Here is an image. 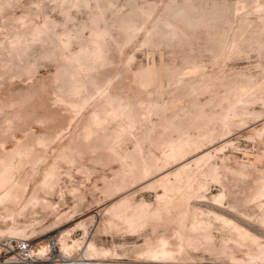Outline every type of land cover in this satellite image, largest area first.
<instances>
[{"label": "rangeland", "instance_id": "374dc122", "mask_svg": "<svg viewBox=\"0 0 264 264\" xmlns=\"http://www.w3.org/2000/svg\"><path fill=\"white\" fill-rule=\"evenodd\" d=\"M3 173L0 257L264 264V0H0Z\"/></svg>", "mask_w": 264, "mask_h": 264}, {"label": "bare ground", "instance_id": "6f19581e", "mask_svg": "<svg viewBox=\"0 0 264 264\" xmlns=\"http://www.w3.org/2000/svg\"><path fill=\"white\" fill-rule=\"evenodd\" d=\"M170 176V174H167L165 175L162 179H160L159 181L165 179V178H168ZM177 177V176H176ZM7 182V174L6 173H3L0 175V188H2ZM163 196L161 195H157L156 197V200L159 202L160 199L162 198ZM130 199H124L122 202H120L118 204V207L120 206V209L122 210V213L120 215L121 218H123L124 220H126L130 225H133L134 224V215L137 211V207L138 205L137 204H131L130 203ZM141 204H144V202H142ZM147 204V203H146ZM159 203H157V207H159ZM183 218H185V216H182ZM198 224H192L191 228L192 230H195L196 227H198V225H201L202 222H197ZM67 235H69L68 232H66ZM55 242V241H54ZM189 243V241H187ZM56 245H57V242H55ZM59 243H60V251L61 252H64L65 254H68L70 249L72 248L71 245H69V243L67 242V238L64 237V233L61 234V237L59 239ZM167 244L168 242L165 241V240H162V243H161V249L159 252H155L153 254V258H155V262H163L164 260L166 259H174L176 257L177 254H179V252H181L182 249H180L178 252L175 253V251H171L169 249H167ZM260 248H262V245H258ZM181 248V247H180ZM52 247L49 245L48 247V250H51ZM58 249V246L56 247V251ZM38 255L42 256V254H46L47 251V248L46 247H41L39 250L36 248V251H35ZM178 258V257H176ZM74 261V260H73ZM79 263H82V262H79ZM73 264V263H72Z\"/></svg>", "mask_w": 264, "mask_h": 264}, {"label": "built area", "instance_id": "2783aa9c", "mask_svg": "<svg viewBox=\"0 0 264 264\" xmlns=\"http://www.w3.org/2000/svg\"><path fill=\"white\" fill-rule=\"evenodd\" d=\"M48 242L52 249L42 256L35 252L36 246L29 240L11 242L4 249V257H0V264H57L59 260L56 256L54 238H49Z\"/></svg>", "mask_w": 264, "mask_h": 264}]
</instances>
